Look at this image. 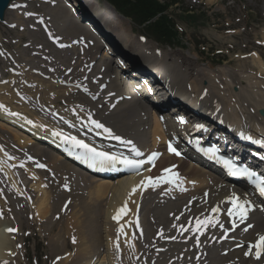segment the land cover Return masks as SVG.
I'll list each match as a JSON object with an SVG mask.
<instances>
[{
    "label": "bare ground",
    "instance_id": "bare-ground-1",
    "mask_svg": "<svg viewBox=\"0 0 264 264\" xmlns=\"http://www.w3.org/2000/svg\"><path fill=\"white\" fill-rule=\"evenodd\" d=\"M39 2L40 0L27 2L21 18L13 11L7 10L4 20L8 21L14 15V19L8 21L9 23L16 22V19L20 18L18 27L28 26L26 14L29 11H34L31 9L32 6ZM53 2L56 3L54 0H50V3ZM82 2L85 5L86 14L90 13V8L94 5L93 0H82ZM106 4L107 8L101 13V18L110 28L123 32L126 19L118 14L110 4ZM42 15L45 18L50 16L49 22L52 18V22L49 23L52 36H62V40L59 42L68 41L72 44L71 47L63 50L51 51L50 57L53 64L48 63L47 66L57 68L66 66L62 73L72 68L73 73L76 74L75 79L81 78L90 86L83 87L81 90L78 87H65L64 84L53 82V76L49 80L39 78L40 75L34 74L33 70L29 68V73L39 79L40 85L34 80H28V82H34V86L26 88L24 99L18 101L10 91V86L0 83V98L6 102V106L0 104V127L6 128L15 135L14 139L10 138L11 140L5 141L10 145L3 142L4 147L0 146V149L5 156V158L3 157L4 160L6 159L5 161L12 159L11 162L8 161L9 165L13 166V163L17 165V168L8 167L7 162H2V158L0 159V172H2V176H0L5 178L7 175L6 177H9L6 180L8 183L4 180L1 183L0 180V212H2V216H0V264H23L16 258V255L20 256V250L22 253V247L27 241L21 242V239L28 233L31 234L30 236H37L34 226L24 231L26 227H29L28 224L34 222L27 220L30 212L43 208L45 215L43 217L49 218L51 213L55 215V209L53 210L51 203V191L45 190H48L49 186H53L58 187V191L61 193L72 192L74 185L88 189L95 187V194L92 196H94V201L99 202L100 205L106 201L108 208L105 218L106 223L110 226L115 225L108 221L110 214L114 215L115 210L122 206L126 199L128 200V217L132 218V222L129 223L132 234L131 243L133 246L138 244V253L141 252L139 257L135 246L133 247L134 264H263L264 253L260 259L255 258L253 252L249 258L244 257L245 252L249 249V243H255L258 234H264V209L259 208L257 198L248 195L239 186L227 182L220 174L189 160L177 158L165 151L168 138L179 135L180 128L174 121L176 117L184 115V111L180 115L175 114L178 106L186 108L188 111L196 110L198 113L196 117L201 119L213 117L218 122L223 120L224 122L220 121V123L226 128H231L229 130L231 136L226 135L229 146L239 152L249 149L252 151V148H244L233 138L234 136H250L257 140L264 138V112L263 115L259 113L261 109L264 111V92L260 90L263 83H260L257 77L253 81L252 77H241L236 70L227 71L225 68L205 73L192 67L193 62L188 58L182 60L179 57H172L168 64L167 53L158 52L159 57L158 55L147 57L133 38L123 34L122 37H117V41L125 45L129 51L134 52L136 58L133 59V64L139 72L154 73L151 66L155 62L153 60H156L159 66L155 68V72L165 79L163 81L166 82L168 88L167 98L164 102H159L160 104L153 103L149 106L147 101L152 102L153 95L148 93L147 87L140 82L139 77H136L138 74L125 70V67L120 64V60L118 61L111 54L112 52L107 49V46L97 43L85 33L84 30L89 29L88 25H81L79 22L76 24L74 18L57 3L55 6L51 4L46 6ZM91 18L94 19L93 16ZM98 26L100 27V25ZM102 31L115 44L113 36L110 35L111 32L109 33L104 28ZM24 34L29 37L28 41L33 46L42 44V42L38 43L36 39L44 40L38 30H29ZM86 42L89 45L85 44ZM85 45H88V48L82 53L79 47ZM128 52L124 53L130 55ZM17 56L19 55L17 54ZM22 56L24 55L20 54L19 63L23 67V72H27L26 69L30 61L37 63L38 66L43 63V61L41 63L36 60H24ZM240 57L241 55H239ZM245 58L249 60L250 68L257 69L259 74L264 72V61L258 54L242 57V59ZM86 64H92L90 75L85 74L84 66ZM38 66L32 68L37 69ZM146 68L147 70H144ZM214 72H218L219 76L213 74ZM22 74L31 79L27 73ZM64 76L68 78L70 75ZM192 77L194 78L192 79ZM243 79L247 81L250 90L237 87L239 82L243 83ZM96 80H98V84L95 87ZM70 84L77 85L75 82ZM103 84L105 88L101 90L100 85ZM160 87L163 89V86ZM38 92H41L38 98L40 96L42 98L36 100ZM92 97H96L95 102L92 101ZM154 98L157 99V97ZM168 99L178 100L180 104L168 109ZM217 108H220L219 111ZM14 111L18 113L17 118L12 116L15 114ZM1 119H8L17 125H27L35 129L41 136L45 135L43 132H49L51 134H48L47 137L58 139L59 135H54V133L72 132L96 143L101 141L102 133L100 129H95L93 125H90L89 120L95 119L109 127L113 131V137L120 136L121 145H126L123 141H131L143 156L148 157L154 152H160L161 157L152 169L145 166L144 169L136 173L126 174L114 180H102L82 171L64 159L55 152L56 150L53 151L44 144L45 139H42L43 143L41 140L35 139L34 135V138L30 137ZM232 124L235 126L234 128L229 127ZM211 126L213 129L215 125L211 124ZM1 132L4 133L3 130ZM8 134L12 136L11 133ZM108 146L115 147L111 144ZM9 157L12 158L8 159ZM13 160L14 162H12ZM41 164H45L46 167H39L38 165ZM165 168H171L173 173L179 175V184L161 183L155 188L148 187L138 190L134 195L129 196L133 187L139 185L147 177L160 176ZM39 174V178H41V180L38 179L39 182L37 179L31 178ZM24 175L28 177L26 178ZM67 179H71L70 182L68 180L58 186L59 180ZM31 181L34 183L32 184ZM36 182L37 185H35ZM40 182L43 183V191L39 189L42 187V183L39 185ZM6 183L7 189L4 187ZM8 185L10 189H8ZM233 193L240 197L241 202L248 201L250 205L246 223L235 231L231 230V224L226 216L228 207L226 199L230 198ZM35 198L38 199L35 201ZM78 198L80 201L76 206L73 204L75 207L73 210L75 214L82 215L81 208L88 209L91 204L86 199L82 200L84 198L80 195ZM94 201L92 200V202ZM214 207H218L219 211L211 214L210 211ZM99 212L101 213V211ZM140 213H142L141 216ZM7 216L8 218L4 219ZM210 217H214L218 223L216 226L209 225L203 230L202 236L199 235V232L195 231L196 220ZM47 222L50 223L46 224L48 228L44 231L40 229L43 235H49L51 228L55 225L51 218ZM221 224L230 232V236H224V232L219 231ZM249 224L252 227L245 231L244 229ZM11 226L16 231L8 233L7 229ZM38 227L41 228L39 225ZM105 234L106 243L101 241L99 245L101 252L89 255L90 259L87 256L84 258L74 257L81 259L84 264H118L117 262L121 264L117 260L116 249H113L116 242L112 243L110 236L106 232ZM197 239L199 243H197ZM55 240L54 242H57L56 238ZM50 246L52 251L56 248L51 244ZM225 250L228 251L227 255L222 253ZM65 257L63 256V258Z\"/></svg>",
    "mask_w": 264,
    "mask_h": 264
},
{
    "label": "rangeland",
    "instance_id": "rangeland-1",
    "mask_svg": "<svg viewBox=\"0 0 264 264\" xmlns=\"http://www.w3.org/2000/svg\"><path fill=\"white\" fill-rule=\"evenodd\" d=\"M12 1L28 2L30 0ZM211 1L212 0H180V2L176 4V6L170 8L169 12L176 21L179 29L180 45L166 46L155 42L146 33L142 26L135 25L132 20L128 18H125L126 20H124L125 30L123 32H120L119 30L115 31L114 29H112L114 31L111 32V35L113 36V40L116 41L127 52L129 50L126 48V46L117 41V37H122L123 34L126 36L129 35L131 38H133V40L138 44V47H140V49L145 53L147 57H151L153 55H158L159 57L158 52L167 53L169 56L167 60L168 64L171 62L170 58L172 60V57H179L182 60L188 58L193 62L192 67H195L198 70H202L205 73H208L209 71H213L215 69L225 68V70L227 71L236 70V72L239 73L241 77H252L254 78L253 81H255V78L257 77L259 79V82L263 83L260 86V90L264 92V72L259 74L257 69L250 68L251 66L247 58L242 59V57L258 54L264 61V0H215L213 3H209ZM106 2L107 0H93L94 5L92 6V8H89L92 9V11L94 10L99 13L100 17L104 9L107 8ZM34 5L36 6L33 7V9L39 12H45L46 9L44 5L47 4L39 2L36 4L34 3ZM14 17V15L11 16L9 20H13ZM104 19L106 20V18ZM31 22H28L27 24H30ZM104 26L110 28L107 25ZM6 33H8V35ZM0 35L5 37V40L7 39L8 42L10 41V39H12V42L17 41L14 44L9 42L7 46L13 51L14 54L15 52H17L19 56L20 54L24 55L22 56L24 60H36L37 62L44 61L41 58L39 52L38 54H35L38 49L37 47L29 45L24 46L27 44L29 37L25 35L18 26H16V28L14 29H8L0 23ZM140 36H145L146 40H141ZM36 40L38 43L42 42L40 46H44L46 43V45H48V48H50L51 50H55L54 46L51 45L52 43L50 44L47 39L44 38V40ZM111 50H113V48H111ZM41 52L47 53L44 50H41ZM128 53L132 56L133 59L136 58L133 51H129ZM239 55H241L240 58ZM19 56L17 57L18 61H20ZM120 57L121 55H119V53H116V58L119 59ZM153 61L155 62L152 64L151 68L155 71V68L159 66V64L156 60ZM2 65L6 69V71L3 72V77L8 78L10 65L9 63ZM46 65L47 64L45 61L40 65V67L35 62L30 61L29 63L30 69L34 66H38L43 70L46 69ZM153 65L155 66L154 68ZM65 67L66 66L62 67L61 71H63ZM129 68L131 71H134L133 67ZM145 70H147V68ZM61 71L59 73H61ZM23 73H27V76L31 78L29 79V81L34 80V82L39 84V79L34 78V75L29 72ZM138 73L141 76L146 77L144 73ZM217 73L218 72H214L213 74L219 76V74ZM193 78L194 77H192V79ZM96 81L94 83L95 87L98 83V80ZM237 87L244 88V90H248L250 88L247 84V81H244V79L243 83L242 81L239 82ZM223 92L225 93V91ZM39 93L41 94V92L37 93L36 100L42 98L41 96L38 98ZM170 102L171 106L174 101ZM172 107L174 106L172 105ZM263 112L264 111L262 109L259 111L261 115L263 114ZM5 129L4 127H0V132L1 130L4 131V133H0V140H2L5 144H8L5 141L10 138L14 139L15 135L14 133L6 129L8 131L7 132ZM8 133H11L14 137L10 136ZM17 140L19 142V139ZM0 153V159L2 158V162H4L6 160H4L5 156L3 155L2 151ZM11 160L8 161L11 162ZM8 161H5L7 162L6 164H8ZM12 162H14V160ZM9 166L11 167L12 165L8 164V167ZM16 166V163H13V166L11 168H15ZM1 173L2 172H0V175L2 176ZM1 176V183H3V180L5 182L7 179H9V177H6L7 175H5V178ZM35 176L31 178H34V180L37 179V182H39V180H41V178H39L40 174L36 177ZM24 177L26 176L24 175ZM68 180L70 182L71 179L59 180L57 184L59 186V184ZM37 182L35 183V185L38 184ZM7 183L4 184L5 188ZM31 183L33 184L34 181H31ZM41 183L42 182H40L39 185H41ZM74 186L75 187L72 192L61 193L58 191V187L53 186H49L48 190H45L51 191L52 194L51 203L53 210L55 209V215L50 212L51 216L49 218L53 220L55 225L51 228L52 230L49 234L50 236L43 235L40 229L44 231L46 228H48L46 227V224L48 223L47 221H49V218L43 217L45 216L44 211L42 210L43 208H41L40 210H34V212H30V214L27 216V220H30V222L32 220L34 222L28 224L27 226L29 227H26L24 231L29 230V228L34 226L36 227L37 236H30L31 234L28 233L25 234L24 238L21 239V242L26 240L27 241L22 247V253L20 250V256L16 255V258L19 260V262H23V264H84L81 259H76L74 256L80 258H84L87 256V258L90 259L89 255H94L97 252H101V250L99 249V245L101 241L106 243L105 232L110 236L112 243L117 242V230L120 225H123V232L119 233L120 251L118 253L117 260L120 261L121 264H134V248L129 247L132 238L129 222H132V218L130 219L127 215V217L123 218V220L117 223V221L112 219L113 214H110L108 221L115 223L114 226H110L106 223L107 220L105 218L108 208L106 205V201L102 203L103 205H100L99 202L94 201V196H92L93 194H95V187H90L91 189H88L79 188L76 187V185ZM7 187H9L8 189H10L9 185ZM39 189L43 191V183L42 187H39ZM39 189L38 191H40ZM34 195L36 194L34 193ZM78 195L84 198L82 200L86 199L88 200V203L91 204L88 206L89 210L81 208L80 212L82 213V215L85 213V215L83 216L80 214H75L73 210L75 208L73 207V204L76 206L77 202L80 201ZM67 197H70L69 200ZM73 197L76 198L74 199ZM37 199L38 198H35V201ZM92 200L94 202H92ZM30 205H32V203H30ZM48 207H50L49 204ZM99 211H101V213ZM142 213H140V216ZM7 218L8 216L4 219ZM44 224L45 226H42ZM38 225L41 228H39ZM11 228L13 227L11 226ZM73 237H75V243H73ZM55 238L57 239L58 245L57 242H54L56 241ZM50 239V244L56 247L53 251L49 244ZM134 246L137 255L140 257L141 252L138 253L137 250L138 244ZM113 249H116L115 245ZM63 256L65 258H63ZM53 257H59V261L54 263ZM117 263L119 264V262Z\"/></svg>",
    "mask_w": 264,
    "mask_h": 264
},
{
    "label": "snow or ice",
    "instance_id": "snow-or-ice-1",
    "mask_svg": "<svg viewBox=\"0 0 264 264\" xmlns=\"http://www.w3.org/2000/svg\"><path fill=\"white\" fill-rule=\"evenodd\" d=\"M29 15H32L29 13ZM90 124L95 127V129H102L104 133H107L109 136H112V130L108 127H106L103 123L99 122L95 119H90ZM54 135H60V133H54ZM116 140H121L120 136H114L113 137ZM248 139H251V137H248ZM65 140H70L75 147L81 148L85 150L86 155H90L91 159L95 162L99 163H107L109 165H115L117 163L124 165L127 168L133 169L135 171H139L145 163L151 164L154 166L155 160L158 157V153H152L150 156L147 157V160H135V159H129L126 157H117L115 155L109 154L107 152H101L97 151L96 148L91 147L89 144L85 143L83 140L77 139L76 137H65ZM126 145L131 144L132 145V151L135 153L137 157L141 156L142 153L135 147L134 144H132L131 141H123ZM2 150V149H0ZM169 151L175 153L176 155H179L178 152H176V149L169 145ZM7 155V153H5ZM212 155L215 157L216 153L213 152ZM12 157H9L11 159ZM224 166L228 169V172L233 177H247L251 180V182L254 184L256 190L259 192L261 196H264V177L257 178L256 174L254 172H251L249 169L240 167L236 163H234L231 160H223ZM39 167L43 168L45 165H38ZM175 167V166H173ZM180 178L178 174H175L172 172L171 168H165L162 170V174L157 177H147L145 180H142L139 185L133 187L129 193V196L134 195L138 190L146 189L148 187L155 188L159 186L161 183L166 184H179ZM67 187V186H66ZM142 194V191H141ZM228 203L231 205V207L228 208L227 214L229 217H234L235 219H238L240 222H243L247 219L248 210H249V202L244 201L241 202L240 197L237 196L235 193L229 198ZM128 200L126 199L122 206H120L116 213L113 215L112 219L117 221L119 223V220L122 218V215H126L129 211L128 207ZM219 211L218 207H214L211 209V212L213 214L217 213ZM0 216H2V212H0ZM235 219L233 226L235 227ZM131 223V222H129ZM218 223L217 220H215L214 217L206 218L204 220L197 219L196 220V227L195 231L200 232L203 234V230L207 228L209 225L216 226ZM123 225H120L118 228V236H117V242H116V251L119 253L120 251V244H119V233L123 232ZM137 227H138V221H137ZM221 228H223V225H220ZM252 225L249 224L244 229L245 231L248 230V228H251ZM8 232H14L16 229L9 228L7 229ZM172 239H175V237H172ZM75 237H73V243H75ZM127 242V241H126ZM197 243H199L197 239ZM129 247H134L133 245L129 244ZM255 249V256L257 259L261 258L262 253H264V234H258V238L254 244H249L248 251L245 252V256H248L251 254L252 249Z\"/></svg>",
    "mask_w": 264,
    "mask_h": 264
},
{
    "label": "trees",
    "instance_id": "trees-1",
    "mask_svg": "<svg viewBox=\"0 0 264 264\" xmlns=\"http://www.w3.org/2000/svg\"><path fill=\"white\" fill-rule=\"evenodd\" d=\"M121 14L129 17L155 41L164 45L180 44V34L169 14L177 0H108Z\"/></svg>",
    "mask_w": 264,
    "mask_h": 264
},
{
    "label": "water",
    "instance_id": "water-1",
    "mask_svg": "<svg viewBox=\"0 0 264 264\" xmlns=\"http://www.w3.org/2000/svg\"><path fill=\"white\" fill-rule=\"evenodd\" d=\"M10 0H0V19L3 20L5 11L9 4Z\"/></svg>",
    "mask_w": 264,
    "mask_h": 264
}]
</instances>
